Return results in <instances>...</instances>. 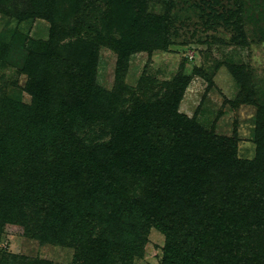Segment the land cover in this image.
I'll use <instances>...</instances> for the list:
<instances>
[{
  "label": "rangeland",
  "instance_id": "374dc122",
  "mask_svg": "<svg viewBox=\"0 0 264 264\" xmlns=\"http://www.w3.org/2000/svg\"><path fill=\"white\" fill-rule=\"evenodd\" d=\"M239 25L242 33L236 30ZM100 36L111 46L128 44L131 51L120 55L100 46L95 53V39ZM48 44L57 54L49 62L34 61L29 66L31 53H41ZM85 60L96 62L95 85L111 96L115 93L118 106L110 109L111 102H106L107 112L100 116L92 110L93 118L78 132L81 146L115 150L122 111L134 107L145 112L146 119L152 118L170 95H179L175 90L182 85L177 112L213 136L235 141L237 161L230 168L236 170L240 161L255 158L259 121L264 123V0H0V121L10 114L8 101L16 106L32 104L33 73L35 80L40 77L50 83L57 96L54 104L69 105L81 98L76 73ZM249 92L252 99L244 97ZM258 180L260 188L248 185L247 189L264 197V175ZM242 191L239 187L237 194ZM102 199L103 220L92 230L98 237L115 236L123 214L103 206L108 200L104 195ZM140 222L144 223L136 218L135 223ZM135 223L129 219L123 233ZM199 225L198 219L188 226L167 218V227H174L178 241L171 256L166 260L167 237L151 228L144 234L143 256L133 264H186L187 254L199 247ZM36 229L24 222L2 233L0 259L12 258L8 264H87L78 257L81 253L69 235L64 245L44 243ZM255 238L264 242V232ZM254 244L258 260L264 259V244L262 248ZM222 261L215 247L203 249L199 260L201 264Z\"/></svg>",
  "mask_w": 264,
  "mask_h": 264
},
{
  "label": "trees",
  "instance_id": "16d2710c",
  "mask_svg": "<svg viewBox=\"0 0 264 264\" xmlns=\"http://www.w3.org/2000/svg\"><path fill=\"white\" fill-rule=\"evenodd\" d=\"M236 30L242 33V26ZM111 44L100 36L94 52L100 46L120 55L131 51L128 44ZM55 53L48 44L41 53H31L29 66L49 62ZM87 62L76 73L77 96H82L69 105L54 104L57 96L50 83L35 80V73L29 89L32 104L8 101L10 114L0 121V236L25 222L37 227L34 233L44 243L63 244L69 235L87 264H133L143 256L144 234L151 228L167 237L168 260L178 241L167 218L188 226L198 219L199 247L187 254L186 264H201L202 250L208 247H215L224 260L220 264H264L256 257L254 244L259 248L264 244L255 238L264 232V197L247 189L260 188L258 177L264 175V123L259 121L255 158L240 161L232 170L229 164L237 161L235 141L215 137L177 112L185 90L181 85L175 90L179 95H170L152 118L134 107L122 111L115 150L81 146L78 132L93 118L92 110L100 116L107 112L106 102H111L110 109L118 106L115 93L111 96L95 85L96 62ZM251 92L244 97L252 99ZM239 187L244 194H237ZM103 195L108 200L103 206L123 214L115 236L98 237L92 230L103 220ZM136 218L144 223H135ZM129 219L135 225L124 234ZM9 259L2 257L0 264Z\"/></svg>",
  "mask_w": 264,
  "mask_h": 264
}]
</instances>
